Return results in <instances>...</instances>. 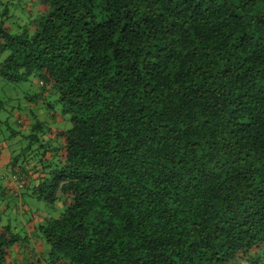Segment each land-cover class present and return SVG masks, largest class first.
I'll use <instances>...</instances> for the list:
<instances>
[{
  "label": "trees",
  "instance_id": "obj_1",
  "mask_svg": "<svg viewBox=\"0 0 264 264\" xmlns=\"http://www.w3.org/2000/svg\"><path fill=\"white\" fill-rule=\"evenodd\" d=\"M17 1L0 197L56 214L0 264H264V0Z\"/></svg>",
  "mask_w": 264,
  "mask_h": 264
},
{
  "label": "rangeland",
  "instance_id": "obj_2",
  "mask_svg": "<svg viewBox=\"0 0 264 264\" xmlns=\"http://www.w3.org/2000/svg\"><path fill=\"white\" fill-rule=\"evenodd\" d=\"M21 1L19 3L18 1L16 2V4L18 5L17 8H23V6H25L24 5L25 3ZM5 6L8 7V3H5ZM8 87H11V86H8ZM70 126L71 125L69 122H67L66 125L58 124V127H61V128H70ZM9 142H10V145L12 144L14 145V143H16V141H14L13 139L10 140ZM0 165H2V162L0 163ZM10 172L11 171H9L8 173V178H11V175H9ZM6 187H9V182L7 181V177L4 176L2 177V179H0V192H2L3 189H5ZM18 200L19 201L16 202V200H14L13 197L10 196L9 194L8 196H5V197L1 196L0 197V217L2 219V222L10 224L23 237H25L26 235L28 236L32 235L31 234L32 229L29 226L30 221H32V223L37 224L42 221V218L47 219L48 217H54L56 214L55 210L52 209L50 205L38 200L36 197L28 196L24 192H23L22 197L19 198ZM9 203L10 204L14 203L13 205L14 207H10L8 210L3 211V209H1V206H6ZM24 239L26 240V238ZM32 243L37 252H40V250H42V246L39 244V242H37L35 238L32 240ZM38 257H40V255ZM27 261L28 260H26V263ZM42 264H46V263H42Z\"/></svg>",
  "mask_w": 264,
  "mask_h": 264
},
{
  "label": "crops",
  "instance_id": "obj_3",
  "mask_svg": "<svg viewBox=\"0 0 264 264\" xmlns=\"http://www.w3.org/2000/svg\"><path fill=\"white\" fill-rule=\"evenodd\" d=\"M9 158H10V153H9V151H8V160H9ZM9 171V170H8Z\"/></svg>",
  "mask_w": 264,
  "mask_h": 264
}]
</instances>
